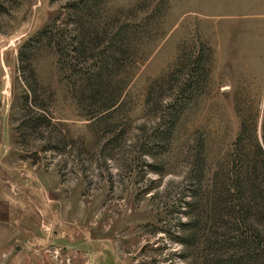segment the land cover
<instances>
[{
	"label": "rangeland",
	"instance_id": "rangeland-1",
	"mask_svg": "<svg viewBox=\"0 0 264 264\" xmlns=\"http://www.w3.org/2000/svg\"><path fill=\"white\" fill-rule=\"evenodd\" d=\"M263 119L264 0H0V264H243Z\"/></svg>",
	"mask_w": 264,
	"mask_h": 264
},
{
	"label": "trees",
	"instance_id": "trees-1",
	"mask_svg": "<svg viewBox=\"0 0 264 264\" xmlns=\"http://www.w3.org/2000/svg\"><path fill=\"white\" fill-rule=\"evenodd\" d=\"M39 123L36 117L23 121L32 129ZM248 153L251 156L245 165L237 169L235 158L232 159L229 188L214 202V218L220 229L216 238L243 264H264V119L260 141Z\"/></svg>",
	"mask_w": 264,
	"mask_h": 264
},
{
	"label": "bare ground",
	"instance_id": "bare-ground-1",
	"mask_svg": "<svg viewBox=\"0 0 264 264\" xmlns=\"http://www.w3.org/2000/svg\"><path fill=\"white\" fill-rule=\"evenodd\" d=\"M7 197V196H6ZM12 198V197H11ZM8 200V199H7ZM9 201V200H8ZM20 210V209H19ZM16 211H18V210H16Z\"/></svg>",
	"mask_w": 264,
	"mask_h": 264
}]
</instances>
